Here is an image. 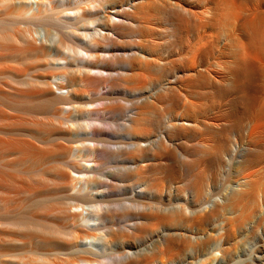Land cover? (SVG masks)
<instances>
[{
    "label": "bare ground",
    "instance_id": "bare-ground-1",
    "mask_svg": "<svg viewBox=\"0 0 264 264\" xmlns=\"http://www.w3.org/2000/svg\"><path fill=\"white\" fill-rule=\"evenodd\" d=\"M248 1L0 0V215L16 216L19 220L11 221L17 223L23 216L29 223L23 220L27 230L0 231L1 241L21 250L1 248L0 258L35 264L27 255L35 252L37 260L54 255L61 264H114L112 256L116 264H197L199 249L209 246L211 264H230L232 238L237 232L246 236L255 216L246 204L264 187V85L256 91L257 76L264 72V0L251 15L244 7ZM209 10L208 25L227 42L222 70L205 66L213 53L212 46L206 48L202 21ZM149 18L157 21L154 28L145 25ZM133 22L146 29L135 30ZM125 36L127 68L109 71L107 65L120 60L118 39ZM195 38L196 63L185 51ZM89 79L101 86L150 84L148 97L142 89L135 95L147 111L130 114L127 146L133 155L125 160L129 165L118 168L134 178L129 186L139 194L122 205L134 212L117 211V228L105 221L114 200L104 191L112 178L100 172V163L87 166V160L72 158L78 148L63 142L76 131V114L80 129L92 127L86 121L91 100L78 105L89 95L84 87ZM186 87L198 101L188 100L176 114ZM103 108L115 113L119 105ZM204 111H211L209 122L200 118ZM180 136L184 140L178 141ZM187 136L194 143L188 145ZM96 146L92 155L102 149ZM221 167L236 180L225 197H216L207 180ZM180 177L184 181L174 186ZM205 190L211 191L210 200L200 198ZM222 216L220 223L203 227ZM263 223L261 216L253 225ZM259 261L247 256L231 264H264Z\"/></svg>",
    "mask_w": 264,
    "mask_h": 264
},
{
    "label": "rangeland",
    "instance_id": "rangeland-1",
    "mask_svg": "<svg viewBox=\"0 0 264 264\" xmlns=\"http://www.w3.org/2000/svg\"><path fill=\"white\" fill-rule=\"evenodd\" d=\"M137 1H138V4L140 5V4L149 3V2L157 3L158 0H137ZM194 1L195 0H186V2H188V3H190V2L193 3ZM259 1H261V0H249L248 2H246L244 4V7H245V9L248 12V13L246 12L247 15H251L253 13V11L255 9V6L258 5ZM247 4L250 5V6H247ZM153 10L156 11L155 9H153ZM210 16H212L211 10H209V12L207 14H205L206 19L205 20L202 19V21L205 23L204 34L205 35L207 34V36L204 38V41L206 43H208V44H205L206 48L207 47L211 48V46L213 47V48L210 49L211 51H213V53H210V54H212V57H211V55H208L209 57L208 56L206 57V59H208V60L205 59L206 60L205 62L207 63V65L205 63V66L211 65V66L208 67L209 69H213L212 67H214V68H217L219 70H222V68L220 67V65H221L220 63H223L224 61L227 60V57H226V54H225V53H227L226 51H228L227 49H225V46H226L227 42H226V40H224V37H225L224 33L218 34L219 38H217L218 30L211 29V27L208 25V19L207 18H210ZM148 20H151L152 22L151 21L148 22ZM155 21L156 20H154L153 18H149V19H147V21H145V25H148L149 27L151 26L152 28H154V25L156 26V23H157V21L156 22ZM132 25L134 26L133 28L135 30H137V31L138 30L139 31L140 30L144 31L146 29V27L139 26L135 22H133ZM222 34H223L224 37L222 36ZM114 37L116 39L118 38L116 36H114ZM145 37H146L145 39L148 38V36H145ZM216 38H217V40H216ZM118 40H119V42L122 41L119 44L120 46L118 47L119 48V50H118L119 56L118 57H119L120 60H118L119 62H115L113 65L111 63V65L113 67L110 64L107 65V69L109 71H113V72H117V71L123 72V70L127 68L126 65H124L125 64L124 61H125L126 57H128V53L130 52L129 47L126 45L127 44L126 40H128V37H126V36L125 37H119ZM123 40H124L125 43L123 42ZM198 44H199L198 40L195 38V40L189 46H187L188 49L187 50L185 49L187 58L189 60H191L190 62H194V63L198 62L196 60V56H195L196 55V51L200 47V46H197ZM211 44H213V45H211ZM120 57H122L123 60ZM120 61H123V62H120ZM135 68L139 69L138 65H136ZM260 74H261V76L260 75L257 76V84H258V88H256L257 93H260L262 91L261 88L264 85V77H263L264 76L263 75L264 72H261ZM94 80H95V82H94ZM87 81L88 82H85L87 85L84 83V87H85V89L87 91L89 90L88 91L89 95L93 96V97H90L89 95H87L88 97L86 96L85 98H80L81 100L79 99L78 105L83 106L84 103H85L84 100L85 101H88V99L91 100V103L93 104L92 105L93 106L92 107V112L89 114L88 119L86 121L91 123L92 127L89 129V132H88V130L85 131V129H82V128L80 129V123H81L82 119H81V116H80L79 113L76 114L75 115L76 118L73 117L74 118L73 119L74 120L73 123L75 122L74 123L75 124L74 125V129L76 131H73L72 134L71 133L65 134L63 142H66L68 140L65 144L72 145L73 147H77L78 148L77 151L76 150L73 151V154L71 156L72 158H75V160L77 159L78 161L79 160H87L88 162H85V164L87 166H89L90 163H94L96 161V162L100 163V172L104 173L106 175V177H109L110 179L112 178V185H111L112 187L108 186L107 190L104 191V193L107 196H110V197L113 198V199L111 198V200H114V201H112V204L110 206V208H112V209L110 211H108V213L110 215L108 214L109 216L105 218V221L109 222L108 224H111L114 228H117V226H115V223L118 221L117 220L118 218L115 215L118 214V212H121V213L125 212V211L126 212H129V211L134 212L135 210H133L132 207L123 211L122 205L123 206L124 205L129 206V203H130L129 199H130L131 196H133L131 194H134V196L139 194L137 189L131 190L130 189L131 186H129L134 181V178H131L130 175H128V176L120 175L119 172H118V168L121 167V166L129 165V161L125 162V160H127V158H129L130 156L133 155V152L131 150H129V146H127V143H129V139L127 138V134H128L129 131L127 129H128V125L130 124L129 123L130 121L128 120L130 118L129 117L130 114H132L135 110H137L139 113H141V116H144V114H145L144 112L147 111L146 108L144 107V105H145L144 102L145 101L144 102H141V101L139 102V98L137 97L138 98L137 99L135 97V95H137V93L139 91H141V89H142V91L145 92V94H143V95H146L144 97H148L151 94V92L149 91V89H150L149 85L150 84L149 83H148V85L145 84L146 85L145 86L144 82H141V84L140 83H136V84L134 83L135 86L136 85L138 86V88L133 90L134 84L131 85L133 87L132 88L130 85H126L124 87H121V86H119V87L110 86L109 83H106V84L101 86V85H97L99 83H98V81L96 79H89ZM53 82L55 83L56 80H54ZM188 83L189 82H186V84H188ZM13 84H15V83H13ZM123 84H125V83L123 82ZM142 84H143V87H142ZM53 86L56 89V87H57L56 84H54ZM129 88H131V89H129ZM185 89H186L185 100L182 101V102L177 103L178 106L175 108V113L176 114H181L184 111L185 104H187L188 100L192 101V102H197L198 101V98L196 99L195 94L189 93L187 91V87ZM61 93L62 94H66V90L65 91H60V92L58 91V94H61ZM146 93H148V94H146ZM133 104H136L135 108L132 107ZM104 105H117V106L119 105L120 111L118 109L117 111H115V113H113L112 111H109V110L108 111L107 110H103L104 109L103 108ZM120 105L122 107H120ZM141 105H143V106H141ZM125 108H126V110H125ZM224 108H226V107H224ZM209 112H211V111H204L203 112L204 115L203 114L200 115V118L203 119V120L206 119L205 121L209 122L210 121L209 118L212 117L211 116L212 114L209 113ZM142 113H143V115H142ZM208 113H209V115H208ZM46 115H47V113H46ZM208 116H209V118H208ZM79 120H80V122H79ZM145 126H146V128H148L147 126H149L148 129L151 130V127L153 125L152 126L151 125H145ZM154 128H155V126L152 127V130ZM91 131H93V132L91 133ZM70 135H71V137H70ZM70 138L72 140H70ZM178 138H179L178 141L184 140V136H180ZM186 143L188 145H190V144L194 143V139L191 136H189V137L187 136L186 137ZM95 146L98 147V148L100 147V148H102L105 151L104 152V156L105 157L101 156V154H103V153H100V150H102L100 148H99L100 149L99 151L94 152L95 156H93L94 154L93 155L91 154L92 151H90V150L93 147H95ZM76 156H79L80 158L76 157ZM93 157H95L96 160ZM101 161H102V166H101ZM224 168L221 167V169L220 168L218 169L219 171L217 170L218 172L215 171L214 174L212 175L213 179L211 181L207 180L208 183H210L211 185L215 186L216 189H213L212 192L215 194L214 196H216V197H219V196L220 197L221 196L225 197V195L228 192L227 189H228L229 185L231 183L233 184L235 182V180H236V178L234 176V173L231 172L228 168H225V169ZM88 169L89 168H87V169L84 168V170H88ZM226 169H227V171H226ZM129 173H132V171H130ZM181 180H182V182L184 181V179L181 178V177L177 178L176 181H175L177 183H174V186L181 184L182 183V182H180ZM263 189H264V187H262V190ZM262 190H261V192L263 194H259L258 195L256 193L257 196L254 195L255 198L253 197V200L250 199L247 202L248 204H246L247 210L249 212H252V215H255V216H253V217L251 216L253 218V220L250 219L248 221L249 222L248 223L249 227L248 226L247 227H248L249 230L247 231V235L246 236L244 234L240 233V232H237V233H235L236 236H234V238H232V240L230 242V246H231V248L234 249V252L232 253L231 259L230 260L228 259V263H230V264L233 263V262H237L239 259L244 260L245 258H247V256L250 259L251 258L252 259H257L258 261L260 260L259 262H264V223L261 226H257V227L253 225L255 223V221L258 219V217L260 218L261 216L262 217L264 216V208H263L264 207V190L263 191ZM221 191L222 192L224 191V192L222 193ZM209 192L211 193V191H207V190L201 192L200 198L203 197L202 199L210 200ZM185 193H186V191L184 193H182V194L186 195ZM126 198H127V200H125ZM108 199H110V198H108ZM102 204H107V203H102ZM6 216H8V219H9L13 215H10V216L6 215ZM6 216H5V218H6ZM224 217L225 216H222L221 218L217 217L216 220H215V218L212 219V220H208L207 225H205L206 224L205 223L203 227L204 228H209L210 226H213V224L220 223L224 219ZM0 218H1V215H0ZM5 218H4V216H3V218H1V220H3V222L0 220V224L2 222V223H6V225L13 226V227H8L5 224H1L2 226L4 225L2 227L0 225L1 226L0 227V231L4 230V232L6 234H10V232L15 231L16 228L17 229L19 228V230H27V228H29V227L25 226L26 223L24 225V221L26 220L25 222L28 223V220L25 219V217H23V216L22 217L19 216L18 218H24L25 219V220L23 219L24 221L23 220L21 221V219H20V222L17 223V221L15 222L13 220L17 224H13L14 222L11 221V219H15V218H16V220H19V219H17L16 216L15 217L13 216V218H10L9 223H8V220L5 219ZM112 222L113 223L115 222V223L113 224ZM68 224H69V227H68L69 229L67 228V232H70V231H72L71 229L73 228V225H71L70 223H68ZM117 224H118V222L116 223V225ZM27 225H29V223ZM24 227H26V228H24ZM5 228H6V230H5ZM13 228H15V229L13 230ZM7 229H9V230H7ZM258 245L260 246L259 250L257 249ZM36 247H37L36 245H33L30 248L32 249V248H36ZM1 248H3V250L5 248L6 252H9V253H15V251L16 252L17 251H19V252L21 251L20 249H18V247L13 245V243L12 244H11V242L9 243L8 240H5V241H1L0 240V250H2ZM209 252H210L209 251V246L201 247V249H199V251H198V259H200V261L197 259L198 260V261L196 260L197 264H200L202 262V260L205 261L204 264H211L212 255L214 254V252L213 253L212 252L209 253ZM251 254H252V257H249V256H251ZM27 255H28V257L31 260H33V262L35 264H40V262H41V264H49V263L50 264H59V263L61 264V263H63L62 259H59V258L55 257L54 255L51 258L47 259V261L44 258L43 259L41 258L42 260L41 259L37 260V258L38 259L40 258L39 257L40 255H38L35 252L34 253L33 252H29V253H27ZM33 256L34 257L37 256V258L35 259ZM9 258L10 257H8V256L0 258V264L1 263L2 264H10V262H9L10 259ZM53 258L58 263L57 262L55 263V261L53 262V260H52ZM63 258H65V257L63 256ZM112 258H113L114 264H116L117 263L116 256H112ZM259 258H261L262 260L259 259ZM177 263L178 262H176V264ZM153 264H157V263H153Z\"/></svg>",
    "mask_w": 264,
    "mask_h": 264
}]
</instances>
